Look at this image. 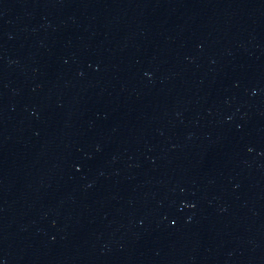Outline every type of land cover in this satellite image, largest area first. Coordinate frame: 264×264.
Here are the masks:
<instances>
[{
  "label": "water",
  "instance_id": "1",
  "mask_svg": "<svg viewBox=\"0 0 264 264\" xmlns=\"http://www.w3.org/2000/svg\"><path fill=\"white\" fill-rule=\"evenodd\" d=\"M0 264H264V0H0Z\"/></svg>",
  "mask_w": 264,
  "mask_h": 264
}]
</instances>
